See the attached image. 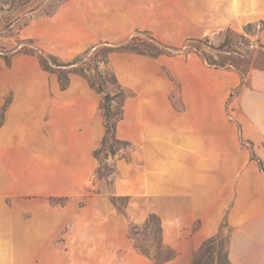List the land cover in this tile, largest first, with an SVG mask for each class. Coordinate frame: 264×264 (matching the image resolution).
Segmentation results:
<instances>
[{"label": "crops", "instance_id": "1", "mask_svg": "<svg viewBox=\"0 0 264 264\" xmlns=\"http://www.w3.org/2000/svg\"><path fill=\"white\" fill-rule=\"evenodd\" d=\"M262 15L264 0H68L18 36L71 56L137 29L178 45L208 27L239 28ZM15 44L0 32V48ZM112 66L132 92L115 136L135 147L133 156L116 161L113 194L133 202L134 222L157 216L162 242L178 252L161 264H191L223 225L231 264H264V171L243 144H264V70L241 83L237 70L213 67L192 51L121 53ZM235 89L241 124L226 111ZM99 104L81 76L72 74L62 88L33 54L0 55V264H56L49 244L62 218L49 200L88 192L105 135Z\"/></svg>", "mask_w": 264, "mask_h": 264}, {"label": "rangeland", "instance_id": "2", "mask_svg": "<svg viewBox=\"0 0 264 264\" xmlns=\"http://www.w3.org/2000/svg\"><path fill=\"white\" fill-rule=\"evenodd\" d=\"M21 1H26V5L20 7L19 3ZM71 1L79 4L83 0ZM38 2L39 0H0L1 33L14 36L16 41L14 46L0 48V55L3 56L1 53H6L9 59L15 53H29L36 56L38 60V55H41L50 63L55 61L56 64L60 65L61 73L67 76L68 83L72 74L81 76L89 85L87 79H90L94 82V85H90L91 88L95 90L100 98L98 114L103 117L105 127V111L101 107L104 93L110 96L108 109L111 113V121L121 114L124 100L132 94L128 87L118 83L113 71L112 59L120 56L121 53L133 51H107V49L125 43L134 35L135 31L123 38L98 39L84 50L66 56L57 53L52 47H48L45 41L18 36L19 29L23 27L21 26L23 19L20 16L23 11L27 12L25 16L27 23L25 25L33 19H46L52 15H44L39 10L30 11L35 8ZM146 3L151 6L158 4L150 1H146ZM16 17L19 18L16 19ZM9 22L13 24L11 27L7 25ZM137 30L141 31L137 35L140 38L146 39L147 34L143 31H147L157 40L167 45L181 47L185 42L183 40L182 43L174 45L163 41L160 38L163 35L161 33L155 35L150 30ZM225 35L228 37V42L225 43L224 50L220 51L212 48L222 43ZM190 38L201 39L200 43L194 42L192 44L198 45L206 56L216 62H219V55L235 60L245 59L249 61L247 64L248 73L264 65V16L250 20L239 28L229 25L208 27L205 34ZM22 47H26L33 52H23ZM187 48L189 47L182 48L180 50L182 52L170 51L169 49H166V51H170L172 55L183 56L184 52L188 50ZM85 51L86 53H84ZM40 67L44 73L56 77L60 87H65L60 84L57 69L53 71L46 70L41 63ZM225 68L236 70L233 66H226ZM172 80L176 84L174 78ZM97 83L101 85L102 92L98 90ZM244 83H248L247 76ZM236 94L237 89L232 92L233 97L227 101L226 111L241 124L243 118L239 108L233 102ZM243 144L249 148L252 156L258 159L264 171L263 159L261 154L257 153V148L261 146L257 147L251 141L244 139ZM262 147L264 150V144H262ZM112 148L115 151L114 153L109 151ZM134 148V145L130 143L122 144L112 140L111 137H108L103 145L100 141L95 148L96 150L101 149L98 156L100 160L88 185V192L81 195H69L67 199L49 200L50 204L56 203V216L62 218L59 224L56 225L55 241L49 244L50 249L55 250L56 264H63V262H65L64 264H145L147 262L145 256L155 264L153 256L161 258L167 254L168 249L162 242L158 220L155 217H145L146 220L134 222L131 218L133 202H129V199L125 196L119 197L113 194V182L115 176H117L116 161L119 158L128 159L133 156ZM30 197L31 195H27L24 198ZM61 202L66 204L65 208H59L58 203ZM218 235V255L220 258L219 260L214 258L210 264H226L225 249L228 228L223 225ZM63 249L68 252L63 254ZM143 251L148 255H145Z\"/></svg>", "mask_w": 264, "mask_h": 264}, {"label": "trees", "instance_id": "3", "mask_svg": "<svg viewBox=\"0 0 264 264\" xmlns=\"http://www.w3.org/2000/svg\"><path fill=\"white\" fill-rule=\"evenodd\" d=\"M66 0H39V2L35 5V8L30 10H39L41 13H43L44 15H51L55 12V10L59 7V5L61 3H63ZM26 1H21V3H19V6L22 7L24 5H26ZM27 15V12L23 11L21 16V19H23V22L21 23V26H24L27 23V19L25 18V16ZM19 17H16V19ZM15 19V20H16ZM12 22V21H11ZM11 22H9L7 25H10ZM1 32V30H0ZM141 31L136 30L134 35H132L129 40H127L125 43H122L119 46L116 47H109L107 49V51H119V50H129V51H133L136 53H140L143 55H147L149 57H157L160 54H166V55H172L170 53V51H180L182 50V48H187L188 50L186 52H195L198 53L199 55H201V57L204 59V61L216 68H222V67H226V66H233L238 73L241 76V83H244L245 77L248 76V69H247V64L249 63V61L245 60V59H231L229 57H225V56H220L219 55V62H216L214 60H212L211 58H209L208 56L205 55V53L203 51H201L199 49V46L196 44H192L194 42L200 43L201 39L198 38H187L185 40V42L182 44L181 47H175V46H171V45H167L164 44L163 42H161L160 40H157L151 33L147 32V31H143L144 33L147 34V38L143 39L138 37V33H140ZM228 42V37L225 35L224 40L222 43H220L217 47H212L215 50H224L223 47L225 46V43ZM22 51L23 52H33L31 50H29L26 47H22ZM166 49H169L170 51H166ZM185 50V49H183ZM182 52V51H180ZM184 52V53H186ZM86 53V51L84 52ZM3 54V57L5 58V60H8V56L6 53H1ZM39 56V60L41 65L43 66V68H45L46 70L49 71H53L54 69H57V71L59 72V81L61 86H66L68 83V79L67 76L65 74L61 73L60 70V65L56 64L55 61H52L51 63L47 60H45L41 55ZM53 60V59H52ZM264 60V57H263ZM54 66V67H52ZM258 69L264 70V65L260 66ZM90 83V85H94V82H92L90 79H87ZM97 88L99 91L102 92V87L99 83H97ZM232 96V94H230ZM110 100V96L107 93H104L103 95V104L101 105V107L104 109L105 111V135L102 139V145L104 144V142L106 141V139L108 137H111L112 140L122 143V144H128L127 141L124 140H120L118 138H116L115 136V125L116 122L122 117V110H121V114L118 115L117 118L113 119L112 121L110 120V116L111 113L108 109V101ZM114 149L112 148V150L110 149V153H114L115 151H113ZM101 152V149L95 150L94 154L95 156L98 158L99 153ZM252 154V153H251ZM99 159V158H98ZM100 160V159H99ZM260 168L262 169L260 163H259ZM98 172V169H97ZM62 203V202H61ZM149 217H155L158 220V225H159V219L157 218V216L153 215V214H149ZM160 228V225H159ZM161 231V229H160ZM219 239V235H214L211 236L209 238H207L206 240L203 241V243L200 245V247L193 253L192 259H191V264H210L213 262L214 258H217L219 260V251H218V240ZM166 248L168 249L167 254L164 255L161 258H158L156 256H153V259H155V264H161L165 261L171 260L173 258H175L178 254L177 251H175L174 249H172L169 246H166ZM143 253L145 255H148V253L144 252ZM225 259H226V264H231V262L228 260V256H227V250L225 249Z\"/></svg>", "mask_w": 264, "mask_h": 264}]
</instances>
